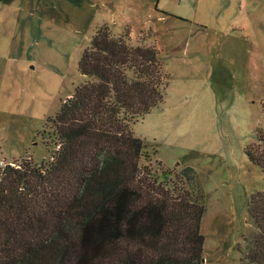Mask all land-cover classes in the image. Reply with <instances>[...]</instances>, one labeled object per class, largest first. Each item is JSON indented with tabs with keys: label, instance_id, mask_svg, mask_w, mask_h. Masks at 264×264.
Here are the masks:
<instances>
[{
	"label": "rangeland",
	"instance_id": "obj_1",
	"mask_svg": "<svg viewBox=\"0 0 264 264\" xmlns=\"http://www.w3.org/2000/svg\"><path fill=\"white\" fill-rule=\"evenodd\" d=\"M74 1L0 0V158L37 168L54 160L60 142L47 118L86 79L78 59L97 27L156 44L168 82L163 100L131 123L140 163L162 182L160 167L196 170L206 203L200 264H239L237 244L255 230L249 196L264 190L245 152L264 129V0H154L169 13L148 0Z\"/></svg>",
	"mask_w": 264,
	"mask_h": 264
},
{
	"label": "trees",
	"instance_id": "obj_2",
	"mask_svg": "<svg viewBox=\"0 0 264 264\" xmlns=\"http://www.w3.org/2000/svg\"><path fill=\"white\" fill-rule=\"evenodd\" d=\"M129 39L107 26L91 34L78 59L86 79L47 118L60 142L47 167H0V264L203 260L206 203L196 170L160 167L169 174L162 182L140 163L143 141L131 123L163 100L168 78L158 46ZM257 139L245 152L264 174V129ZM247 212L255 230L237 244L239 264H264V190L251 192Z\"/></svg>",
	"mask_w": 264,
	"mask_h": 264
},
{
	"label": "crops",
	"instance_id": "obj_3",
	"mask_svg": "<svg viewBox=\"0 0 264 264\" xmlns=\"http://www.w3.org/2000/svg\"><path fill=\"white\" fill-rule=\"evenodd\" d=\"M104 1H106V3L104 4V6L107 4L108 6H111L112 4H114V3H116L117 2V0H104ZM75 2H81L80 0H75L73 3L74 4H77V3H75ZM140 2V0H133V3H132V7L133 6H141L142 4H140L139 3ZM101 3H102V1H101ZM151 4L153 5L154 4V11H157V12H160V13H163V12H161L159 9H161V10H164V9H162V8H159V7H156L157 5H155V3H154V0H148V1H146L145 2V5H147L148 6V9H150V7H151ZM106 5V6H107ZM145 5H143L144 6V8H145ZM105 6V7H106ZM157 8H159V9H157ZM166 11V10H165ZM104 20V19H103ZM108 23V21L107 20H104L102 23ZM109 24V23H108ZM128 26V25H127ZM121 28H123L122 26H121ZM116 29V28H115ZM116 32H120V30H118V31H116Z\"/></svg>",
	"mask_w": 264,
	"mask_h": 264
},
{
	"label": "built area",
	"instance_id": "obj_4",
	"mask_svg": "<svg viewBox=\"0 0 264 264\" xmlns=\"http://www.w3.org/2000/svg\"><path fill=\"white\" fill-rule=\"evenodd\" d=\"M7 164H10V165H14V163L13 162H11V161H7V160H5L4 158H0V167L1 168H3V167H5Z\"/></svg>",
	"mask_w": 264,
	"mask_h": 264
}]
</instances>
